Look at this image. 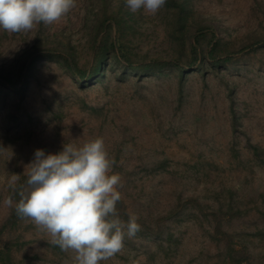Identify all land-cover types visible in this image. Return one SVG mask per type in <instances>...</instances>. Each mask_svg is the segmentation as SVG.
Masks as SVG:
<instances>
[{
	"label": "rangeland",
	"instance_id": "1",
	"mask_svg": "<svg viewBox=\"0 0 264 264\" xmlns=\"http://www.w3.org/2000/svg\"><path fill=\"white\" fill-rule=\"evenodd\" d=\"M76 4L48 27L0 29V226L11 210L3 203L10 175L26 174L36 150L57 154L65 143L103 138L130 214L154 226L177 205L179 214L162 220L173 238L137 233L101 264H222L225 245L209 213L230 203L241 215L225 216L224 227L250 247L245 264H264V0H167L156 16L132 13L125 0ZM101 40L108 55L100 60ZM196 43L199 62L186 72L111 61L115 45L135 66L189 65ZM214 43L226 65L210 59ZM65 57L84 69L100 64L101 78L82 82ZM27 62L26 90L17 92L7 79ZM49 240L21 220L2 243L12 244L16 264H73Z\"/></svg>",
	"mask_w": 264,
	"mask_h": 264
},
{
	"label": "clouds",
	"instance_id": "2",
	"mask_svg": "<svg viewBox=\"0 0 264 264\" xmlns=\"http://www.w3.org/2000/svg\"><path fill=\"white\" fill-rule=\"evenodd\" d=\"M167 0H125L132 12L156 16ZM76 0H0V29L27 33L43 23L48 27L76 8ZM0 151H6L0 148ZM103 138L81 146L65 143L57 154L42 149L26 167V187L16 188L20 175L8 185L20 199L15 213L29 220L48 237L49 243L70 253L73 264H101L120 253L126 239L141 230L138 217L125 222L117 204L122 200L121 176L113 172ZM4 205L12 208L13 197Z\"/></svg>",
	"mask_w": 264,
	"mask_h": 264
},
{
	"label": "trees",
	"instance_id": "3",
	"mask_svg": "<svg viewBox=\"0 0 264 264\" xmlns=\"http://www.w3.org/2000/svg\"><path fill=\"white\" fill-rule=\"evenodd\" d=\"M106 20L102 22V24L98 28V33L97 36H100L102 32H105L106 29L108 28L107 24L105 23ZM213 41V40H212ZM198 43L192 44L191 46V62L189 65H183L176 62L172 61H166L164 63H159V61H154V63L151 64H144V65H139L135 66L132 64V62L129 60L128 56L126 55L125 51L119 50L115 48V45L112 46L113 48V53L115 57L111 60L112 62L114 60H124L127 62V66L131 68H138L142 70V72H153L154 70L160 69L162 66H171L175 67L180 70V72H186V70L192 68L195 64L199 62V48H198ZM215 44V43H214ZM106 44L104 41L101 40V43H99V46L97 47L96 51V56L97 59L100 57V60L102 59L103 56L108 55V51L105 50ZM216 52V44L213 46L211 49V52L209 54L210 59L217 65L223 64L226 65L230 57L228 55L226 56H217L215 55ZM66 59V66L67 68L74 74V76L77 79L82 80V82H88L90 80H99L102 76V72L98 71V68H100V64H97L93 66L90 70L89 69H84L81 68L75 61L74 59H69L65 57ZM100 62V61H99ZM129 62V63H128ZM154 64H157L155 67L153 66ZM30 62H27L23 64V66L20 67L18 75L14 79H7L11 83H6L10 84L15 91L17 92H24L26 88L24 87L25 85V79L27 78V71L29 69ZM104 67V66H103ZM94 68V69H93ZM183 74V73H182ZM251 149H253L254 154L262 156V152H260L261 147L257 145H250ZM46 154H49L48 151H45ZM26 180L27 176L26 174H23L20 176V179L17 182L16 188L19 189L21 187H26ZM9 196L13 197L14 205L10 210V213L6 220L2 223L0 226V264H16L13 261V257L11 254L12 251V244L11 243H5L3 245L2 240H3V235L4 233L9 230L14 228L15 226L18 225V223L22 220L17 217L15 213V203L19 202V195L14 194L12 189L10 191ZM232 198V195L230 196ZM196 203H198L196 201ZM176 209H171L167 215L160 216L156 219V226L149 224L147 221L142 220L141 218H138V223L141 225V230L138 232V236L145 237V238H166L165 233H168V237H172L171 232H166L165 226L162 224V220H174L175 216L179 214L177 211L179 210V205H177ZM117 210L119 213V216L122 220L125 222L128 220L130 212L128 209V206L125 204L123 200L118 202L117 204ZM204 210V208H203ZM210 216H213L216 225H215V238L218 239L219 241L224 242L225 245V258L222 264H245L246 262L250 261L251 254H250V247L244 243L243 239L240 241L244 243V245H240L238 243L237 235L235 233H230L228 229L224 227L223 223V218L225 216L229 217V220H233L236 218L237 215H241V211H237L234 209V206L230 203L229 207L226 212H222V210H213L211 213H209ZM263 232H264V226H263ZM32 260L37 259V257L31 258ZM26 261L18 263V264H24ZM25 264H37L36 262H29ZM221 264V263H219Z\"/></svg>",
	"mask_w": 264,
	"mask_h": 264
}]
</instances>
